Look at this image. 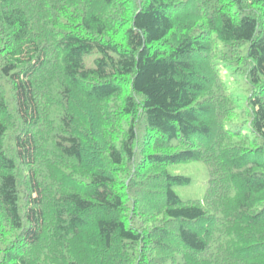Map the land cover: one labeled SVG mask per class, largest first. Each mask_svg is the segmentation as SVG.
I'll return each instance as SVG.
<instances>
[{
    "label": "trees",
    "instance_id": "obj_1",
    "mask_svg": "<svg viewBox=\"0 0 264 264\" xmlns=\"http://www.w3.org/2000/svg\"><path fill=\"white\" fill-rule=\"evenodd\" d=\"M0 264H264V0H0Z\"/></svg>",
    "mask_w": 264,
    "mask_h": 264
},
{
    "label": "rangeland",
    "instance_id": "obj_2",
    "mask_svg": "<svg viewBox=\"0 0 264 264\" xmlns=\"http://www.w3.org/2000/svg\"><path fill=\"white\" fill-rule=\"evenodd\" d=\"M169 172L184 175L190 178V184L175 187L176 193L184 200H202L207 182V172L201 163H188L172 166Z\"/></svg>",
    "mask_w": 264,
    "mask_h": 264
}]
</instances>
